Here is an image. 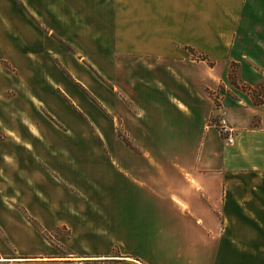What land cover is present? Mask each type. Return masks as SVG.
<instances>
[{
    "label": "crops",
    "instance_id": "0c3cea01",
    "mask_svg": "<svg viewBox=\"0 0 264 264\" xmlns=\"http://www.w3.org/2000/svg\"><path fill=\"white\" fill-rule=\"evenodd\" d=\"M51 1L44 10L59 23L49 32L73 48L66 60L77 74H68L73 87L43 94L40 104L30 94L17 108L9 101L21 180L62 200L49 199L53 207L73 208L69 193L78 194L85 178L76 166L82 160L76 152L38 156L33 146L82 145L78 108L92 123L89 143L113 147L91 157L90 185L98 196L105 188L106 221H116L117 205L122 221H170L169 264H264V0H74L81 3L74 7L53 0L57 9ZM36 108L47 123L35 121ZM217 115L234 130L231 144L211 122ZM117 130L140 147L138 162Z\"/></svg>",
    "mask_w": 264,
    "mask_h": 264
},
{
    "label": "rangeland",
    "instance_id": "374dc122",
    "mask_svg": "<svg viewBox=\"0 0 264 264\" xmlns=\"http://www.w3.org/2000/svg\"><path fill=\"white\" fill-rule=\"evenodd\" d=\"M31 4L28 0H0V264H138L118 258L126 256L141 264H169L170 246L165 241V229L170 226V221H122L123 209L118 205L116 221H106L109 210L105 188L104 195L98 196L90 185L91 157L99 156L100 152L111 155L113 147L108 150L105 146L95 147L89 143L87 137L91 135L92 123L86 115L79 113L77 107L72 105L73 109L77 108L73 118L79 124L83 117L82 145L67 146L64 139V143L52 145L40 140L33 146L38 156L42 153L75 156L76 152L82 160L76 166L85 178L75 185L78 194L69 193L73 208L65 209L63 203H54L53 207L49 199L62 200L56 195L51 197L42 185L29 187L21 180L22 169L13 152L12 138L16 139V135L8 130L12 125L16 126V112L10 108L9 101L14 99L13 105L17 108V100L24 101V94H30L36 99V105L40 104L44 101L43 94L47 93V98L51 92L61 95V88L73 87L67 82L71 81L68 74H77L75 67H69L66 60L68 52L74 53L73 48L57 32H49L50 28L55 29L53 24L57 26L59 22L44 10L48 0H31ZM67 4L74 7L81 3L68 0ZM50 5L51 9H57L53 0ZM71 82L74 85L75 82ZM242 89L248 91L254 103L262 101L257 90ZM211 97L217 110L218 96ZM36 109L35 121L42 125L47 123V114ZM57 117L64 119L63 114ZM221 117L217 115L211 119L216 130ZM58 122L54 120L57 126ZM46 132L47 136L53 137L51 130ZM69 132L73 138L75 134L80 138L81 132ZM34 133L38 137V133ZM117 134L124 142L126 152L134 155L138 162L140 147L123 140L121 131L117 130ZM56 138L55 135L53 139ZM162 148L168 152L169 147ZM37 159L47 164L42 157ZM37 168L39 174L45 173L43 167ZM140 194L136 197H142ZM139 207L135 206L137 210ZM91 233L99 236L92 240ZM161 252L164 254L162 259L158 255Z\"/></svg>",
    "mask_w": 264,
    "mask_h": 264
},
{
    "label": "built area",
    "instance_id": "2783aa9c",
    "mask_svg": "<svg viewBox=\"0 0 264 264\" xmlns=\"http://www.w3.org/2000/svg\"><path fill=\"white\" fill-rule=\"evenodd\" d=\"M217 131L223 137L226 144H231L233 142V128L228 123L227 119L221 117L217 126Z\"/></svg>",
    "mask_w": 264,
    "mask_h": 264
},
{
    "label": "trees",
    "instance_id": "16d2710c",
    "mask_svg": "<svg viewBox=\"0 0 264 264\" xmlns=\"http://www.w3.org/2000/svg\"><path fill=\"white\" fill-rule=\"evenodd\" d=\"M229 78H230V81L232 82V84H235V80H234V75H233V69L231 70L230 74H229Z\"/></svg>",
    "mask_w": 264,
    "mask_h": 264
}]
</instances>
